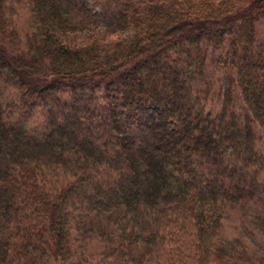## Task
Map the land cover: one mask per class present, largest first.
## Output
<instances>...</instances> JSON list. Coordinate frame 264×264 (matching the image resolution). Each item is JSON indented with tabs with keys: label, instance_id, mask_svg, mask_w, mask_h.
Returning a JSON list of instances; mask_svg holds the SVG:
<instances>
[{
	"label": "trees",
	"instance_id": "1",
	"mask_svg": "<svg viewBox=\"0 0 264 264\" xmlns=\"http://www.w3.org/2000/svg\"><path fill=\"white\" fill-rule=\"evenodd\" d=\"M108 2L111 27L77 37L80 0H0V264H139L141 245L186 262L189 230L197 264H264L224 225L254 201L264 225V0Z\"/></svg>",
	"mask_w": 264,
	"mask_h": 264
},
{
	"label": "rangeland",
	"instance_id": "2",
	"mask_svg": "<svg viewBox=\"0 0 264 264\" xmlns=\"http://www.w3.org/2000/svg\"><path fill=\"white\" fill-rule=\"evenodd\" d=\"M87 9H89L92 12V16L95 19V22L92 26L91 30H85L82 33L76 34L77 37H81L86 35L87 33H92L95 31H105L106 28H110V18L108 15V10L107 5H108V0H80ZM17 13L14 16V23L16 28L21 34V37L23 38L27 31L28 28L31 27L32 25V17L29 14L28 10L23 8L20 5H17ZM256 30H257V44H263L264 45V17L261 19H258L257 24H256ZM227 37H233V36H227ZM234 38V37H233ZM0 44L3 46H8L12 47L15 49L14 46L5 43V41L0 37ZM227 45L223 47L224 49V59L228 55V49ZM19 51H17V54ZM219 53V52H217ZM217 55V54H216ZM209 60H210V55H209ZM213 62V61H212ZM225 66V65H224ZM211 74L209 72V76H207V79H212V82H215L218 80V77L216 76V73H221V69L217 68V66H212ZM33 68V73L32 75L34 76V80L37 79L39 81L42 80L43 77H47V72L49 69L48 63H39L37 66L32 67ZM211 75V76H210ZM220 79V78H219ZM217 91V90H216ZM14 90L7 88L4 93V97H6V101L10 102H17L18 98L15 94ZM217 94V93H216ZM215 94V95H216ZM69 93H67V96ZM68 98V97H63ZM214 99L211 98L208 101L209 107H213L215 111L220 110V103L218 102V99L215 100V102H212ZM212 102V104H210ZM236 106L235 108L237 109L238 114H242L243 110L245 109V104L243 103L241 97L239 95H236ZM5 103V101H4ZM17 107V106H16ZM15 114H14V121L16 122H21L23 118V112L20 107L15 108ZM26 127L29 130H40L44 128V124L47 123L46 117L43 116L42 113L36 114L34 118L31 119V121L26 122ZM257 128V133H258V138H259V149L260 153L264 155V129L261 128L258 124H256ZM67 178L59 177L57 181H60V183L65 181ZM52 188V187H51ZM247 194V193H246ZM252 201V200H251ZM255 202V203H254ZM251 204H245L242 202V205L245 204L244 208L242 205L237 204L238 209L232 210L230 213L226 214L225 216H229L224 222L225 225V235L229 238H237L241 239L244 241L249 250L251 252H254L256 255L261 256L264 259V225L260 223L253 222V219H249L247 215H252L257 216V212L259 209L263 208L262 203L261 204H256V201H254ZM243 208L242 211L246 215H241L239 212V209ZM238 219V220H237ZM91 241H95V239H90L89 243ZM185 249H186V262H179V263H174V264H197V257H196V250H195V237L194 233L189 230L187 235H186V243H185ZM141 256L142 258L139 261V264H166L167 262V250L165 247H161L158 245L157 247H149L146 245H141ZM52 260V259H51Z\"/></svg>",
	"mask_w": 264,
	"mask_h": 264
}]
</instances>
